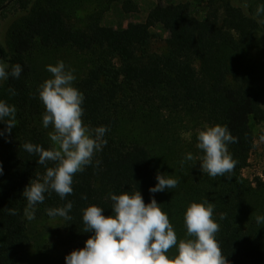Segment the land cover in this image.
Wrapping results in <instances>:
<instances>
[{"label":"trees","instance_id":"obj_1","mask_svg":"<svg viewBox=\"0 0 264 264\" xmlns=\"http://www.w3.org/2000/svg\"><path fill=\"white\" fill-rule=\"evenodd\" d=\"M96 2L0 0V16H14L5 35L0 32V63L9 66V73L15 64L22 68L19 78L9 75L0 83V101L16 109L10 132L6 120H0V264H23L31 236L22 193L31 179L42 181L46 173L38 154L23 145H52L30 60L40 45L90 54L91 67L73 86L83 94L82 117L90 129L106 128V144L73 177L72 194L63 199L54 191L44 194V202L35 206L37 216L53 217L46 209L71 202V219L62 218L79 249L93 234L83 231V209L94 204L104 215L114 214L110 193L139 190L146 204L155 196L163 210L161 192L149 188L157 183V172L164 174L159 155L172 157L173 152L161 151L164 147L157 149L141 136L163 130L166 113L189 110L209 126H226L236 137L228 144L236 164L226 176L214 178L185 168L174 198L186 208L193 201L213 205L216 240L230 264H264V223L256 222L257 216L264 217V182L257 178L255 185L243 175L256 148L252 117L264 125V74L252 58L257 50L264 61V13L257 14L264 0H205L202 16L195 13L193 1L160 2L145 21L124 29L103 25L100 12L79 24V12ZM158 25L167 33L164 53L152 49ZM258 137L264 140V128ZM197 143L196 135L191 148L202 156ZM183 219V211L170 215L187 233Z\"/></svg>","mask_w":264,"mask_h":264},{"label":"clouds","instance_id":"obj_2","mask_svg":"<svg viewBox=\"0 0 264 264\" xmlns=\"http://www.w3.org/2000/svg\"><path fill=\"white\" fill-rule=\"evenodd\" d=\"M260 13H264V6L257 8V14ZM8 67L0 63V80L8 79L9 75L19 78L21 65L11 66L10 73ZM47 71L52 76L39 85L38 92L46 109L43 126L53 128L48 133L52 145L48 149L30 142L23 145L28 153L38 154V164L46 166L42 181L31 179L22 193L27 200L24 214L29 220L35 218V206L44 202L46 192L54 191L61 199L72 194L73 177L90 165L94 153L106 144L103 140L106 128L89 129L82 120L84 97L73 86V72L66 70L62 61L47 65ZM10 91L14 94V90ZM15 113L14 106L0 101V120H6L9 132L16 125ZM197 139L196 147L203 151L199 158L201 172L214 178L224 177L234 170L236 161L229 153L228 144L235 143L236 137L226 126L205 123L197 130ZM196 159L191 152L185 155L187 161ZM49 162L52 166H47ZM180 164L183 167L184 160ZM2 171L0 166V173ZM156 180L155 186L149 188L150 193L175 189L178 184L177 179L160 172H157ZM110 198L114 214L104 215L103 208L94 204L83 209V231L93 234L83 248L66 255V264H230L216 240L219 224L213 219L211 203L193 201L187 206L184 223L189 238L178 241L168 215L155 196L147 204L139 190L110 193ZM72 207L68 202L64 207L46 211L49 216L70 220ZM9 212L16 214L14 209ZM220 218L224 219V214ZM256 222L264 223V217L257 216ZM174 247L176 254L169 256Z\"/></svg>","mask_w":264,"mask_h":264},{"label":"rangeland","instance_id":"obj_3","mask_svg":"<svg viewBox=\"0 0 264 264\" xmlns=\"http://www.w3.org/2000/svg\"><path fill=\"white\" fill-rule=\"evenodd\" d=\"M96 1V3L89 4L85 9L79 12L76 18L79 24L84 25L88 21L90 14L100 12L102 14L101 22L103 25L124 29L131 22L145 21L149 11L160 2L166 4L181 0ZM190 1H193L195 4V13L198 16H202V8L205 6V0ZM124 5L131 8L132 11H127ZM13 19L14 16H12V14L7 18L0 16V32L2 35H5ZM154 32L155 36L152 40V49L158 53L166 52V31L161 25H158L154 29ZM252 52L254 62L260 72L263 71L264 74V61L261 54L257 50ZM30 60L34 69L35 81L40 85L52 76V74L47 71V65L49 64L56 65L58 62L62 61L65 64L66 70H71L75 76L73 85L86 74L87 70L92 65L90 54L84 53L73 47L57 48L43 47L40 45L32 54ZM1 82L2 80H0V83ZM82 120L85 126L90 129L89 124L83 117ZM164 120L167 125L162 127L163 130L153 134H151V132H146L143 136H140L142 141H147L151 146L157 147V149H162L164 147L161 151L166 152L167 150H171L173 152L172 157H166L162 154L159 155V159L162 162L160 166L165 176L175 178L179 183L185 168H193L198 174H204L205 172H201L200 170L199 158L201 155L197 154L191 147L197 135V130L202 129L205 122L201 119H197L196 114L189 110L178 113L168 112L165 114ZM251 126L256 134V148L251 154L249 166L243 170V175L256 185L258 181L257 178H260L261 181L264 182V140L258 137L264 125L258 124L252 117ZM45 129L47 133L53 131L51 125ZM189 152L197 159L193 161L185 160V155ZM182 160H184L183 167H181L180 164ZM174 190L175 189H165L161 192L163 211L168 215L169 220L170 215L175 209L177 211H183L184 213L186 211V206L183 203L180 201L176 202L173 195ZM175 195L181 199L178 188L175 191ZM34 216V219H28L31 240L26 250L23 264H66L65 257L75 249V243L65 228L64 219L59 216H37L35 213ZM170 223L173 225L178 241L180 239L189 238L185 231H180L173 222L170 221ZM175 254L176 248L174 247L169 251L168 255L172 256Z\"/></svg>","mask_w":264,"mask_h":264}]
</instances>
